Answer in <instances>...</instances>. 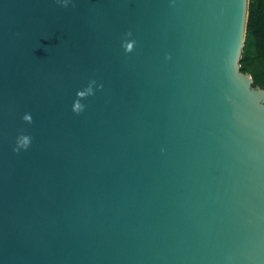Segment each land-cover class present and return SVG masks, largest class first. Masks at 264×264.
Returning <instances> with one entry per match:
<instances>
[{
  "label": "water",
  "instance_id": "water-1",
  "mask_svg": "<svg viewBox=\"0 0 264 264\" xmlns=\"http://www.w3.org/2000/svg\"><path fill=\"white\" fill-rule=\"evenodd\" d=\"M248 1L0 0V264H264Z\"/></svg>",
  "mask_w": 264,
  "mask_h": 264
},
{
  "label": "trees",
  "instance_id": "trees-1",
  "mask_svg": "<svg viewBox=\"0 0 264 264\" xmlns=\"http://www.w3.org/2000/svg\"><path fill=\"white\" fill-rule=\"evenodd\" d=\"M240 69L264 89V0H249Z\"/></svg>",
  "mask_w": 264,
  "mask_h": 264
},
{
  "label": "clouds",
  "instance_id": "clouds-1",
  "mask_svg": "<svg viewBox=\"0 0 264 264\" xmlns=\"http://www.w3.org/2000/svg\"><path fill=\"white\" fill-rule=\"evenodd\" d=\"M64 4H65V6L67 5V0H64ZM129 35H130V33H129ZM128 50H131V44H129L128 46ZM89 91H91L90 89H89ZM76 113H79L80 111H83V108H82V106L78 103V102H76V107L73 109ZM25 119L26 120H29L30 119V117H28V116H25ZM24 146H25V148H27V146H28V140H27V138H25V140H24Z\"/></svg>",
  "mask_w": 264,
  "mask_h": 264
}]
</instances>
